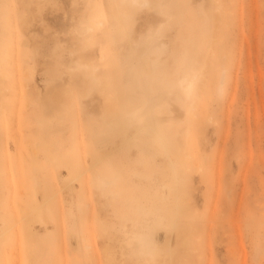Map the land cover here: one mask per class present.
I'll list each match as a JSON object with an SVG mask.
<instances>
[{
    "label": "rangeland",
    "instance_id": "1",
    "mask_svg": "<svg viewBox=\"0 0 264 264\" xmlns=\"http://www.w3.org/2000/svg\"><path fill=\"white\" fill-rule=\"evenodd\" d=\"M153 1L131 8L126 34L111 0H58V7L0 0L7 34L0 31V47L9 50L0 69V229L7 230L0 264H165L169 246L171 264H264V0H162L171 20ZM87 15L88 44L73 33ZM194 33L206 34L197 65L208 63L211 45L216 52L191 114L173 84L190 60ZM79 57L96 67L110 102L117 100L114 111L104 88H89L90 68L78 69ZM63 99L72 100L71 112L58 111ZM113 114L127 123L106 135ZM155 129L173 145L170 159ZM100 157L97 171L110 183H92L91 170L82 187L69 183L79 162ZM173 164L187 179L186 216L173 234L161 231L154 260L133 234L160 218L159 194L173 186ZM52 189L58 245L43 239L56 230L49 216L46 225L27 220ZM173 204L171 193L167 208Z\"/></svg>",
    "mask_w": 264,
    "mask_h": 264
},
{
    "label": "bare ground",
    "instance_id": "2",
    "mask_svg": "<svg viewBox=\"0 0 264 264\" xmlns=\"http://www.w3.org/2000/svg\"><path fill=\"white\" fill-rule=\"evenodd\" d=\"M38 1H39V4H41V3H53V0H38ZM75 1L76 0H73V3H75ZM161 1L162 0H155L153 2H157L159 4L158 6L163 11V13L168 17L169 20H171L173 18V16L175 15V13L170 11V7L163 6V4L161 5L160 4ZM216 1H218V0H216ZM220 1H223V0H220ZM111 2H112V7H113V15L117 19L119 26L124 30V32L126 34H127V24L130 20V14L132 12L131 11L132 7L135 9L141 8V10L143 7H145V8L151 7V6L154 7L153 3L151 4V0H111ZM219 5H222V4L220 3ZM151 9H154V8H151ZM241 13H242V11H241ZM74 30L75 31L73 33L77 32V33H79V35H83V37H84L83 39L85 40L84 42H87V44L89 42H91V40L93 38V34H94V28H93L91 19L88 17V15L81 20L79 26L77 28H74ZM0 31H1L3 37L7 36V34L4 30H0ZM160 31L161 30L158 31V36H161ZM204 34L205 33H202V34L194 33L193 34V38H192L193 49H192V54L190 55V60L186 64V67L183 68L180 73H177L179 78L173 84V85H178L182 88V92L184 93L186 99L189 100V112L191 114H193L194 109L197 107V104L203 98L202 94L206 93L207 84H205L206 81H203V78L207 77V76L204 77V74H207V72L209 73L208 69H209L210 64H208V63H211L210 61H212V60L209 61V59H212V58H210V55L213 57V55H214L213 53L216 52L214 49L215 47L213 48V46L211 45L210 50L213 49L214 52L212 51V53H210L211 51L209 50V56H208L209 58H207L208 63L207 64L205 63V65H204V63L197 65V63L201 59L200 58V53H201L200 44L201 43H200L199 37L202 38V35H204ZM204 36H206V34ZM213 38L216 39V37H213ZM213 41H214V39H213ZM211 43H213V42H211ZM23 44L26 45L27 43L24 42ZM213 45H214V43H213ZM8 52H9L8 48L0 47V69H1V64L4 60L2 55L4 53H8ZM79 58L81 59V57H79ZM81 61H83V60L81 59ZM81 61H79V62H81ZM205 61H207V60H205ZM77 65L80 67V68L77 67L78 69H81V68L89 69L90 68L89 69L90 72L89 73L87 72L88 76L86 75V77H88V79L90 81V82L87 81V83H89L90 86L85 82L89 86V88H93L96 86V87L104 88L105 89L104 92H106V88L102 87L103 83H102V78H100L101 75L99 73H97V69L94 65H91V67H90V65L87 64L86 62L84 63V61L81 63H78ZM206 65L208 68L207 71H205ZM106 93H107V96H109L110 93L109 92H106ZM64 95L66 96V94H64ZM64 99L62 100L63 103L61 102L62 104H60L58 106V108H59L58 111L61 112L62 110H68L71 112L72 111V106H71L72 100L70 99L69 102L66 104ZM66 99L68 100V98H66ZM107 99H108L107 102H109L107 105L109 110L114 111L116 109L115 104H116L117 100H116V102L113 103L110 101H115V100L114 99L111 100L112 99L111 96L105 97V100H107ZM54 100L57 101L55 99V97H54ZM135 116H136L135 112H133L132 117L134 118ZM111 118L112 119L109 122L110 131L107 132L106 135H111L112 129H114L118 123H120L124 126L127 123V120L123 119L119 115L113 114V116H111ZM62 119H63V116L60 115L59 121H62ZM44 124H45V121L42 124V126ZM155 132L157 134L156 142L159 144L161 153L163 155H165L168 159H170L172 151L174 150L173 145L171 144L169 139L166 137V135L164 134L162 129H155ZM106 135H104V138L107 140V142H109ZM75 141H76V139H75ZM98 144H99L98 141L93 142V146H95L96 148L99 147ZM42 145H43V148H46L45 139L42 140L41 146ZM113 150L114 149H112V151ZM59 151L65 152V151H67V149L63 150V149L59 148ZM86 153H87L86 149L85 150L82 149V154L85 155V157H86ZM101 158L102 157H100L98 159H93L92 162L88 166H85L79 162V167L75 170V172L73 174L70 173V176L67 178V180H69V183L72 180H76V181H79L80 186L82 187L83 183H84L83 182L84 181V175L88 172V170H91L93 172L92 183L98 184V185L110 183V181L106 177H102L100 175V173L97 171ZM104 163H105V161H104ZM171 179H172L173 186L166 185V187L163 188L159 194V199L163 203V207L161 209L162 212L160 213V215H161L160 218L153 221V223L146 221L145 223H143L140 230H138L136 233L133 232L134 233L133 238H135L137 241L140 242L141 246L146 250L147 253H149L151 255V257L154 260L161 254V251H159V248H158V246L161 244V242H159L160 241L159 238L161 236V231H165L166 233L169 232V233L173 234L175 232L174 230H177V228L181 222L180 216L181 217L186 216V213L184 212V203H185L184 188H185V183H186L187 179H186L185 175L183 174L182 170L180 169V167L176 164L172 165ZM1 192H2V189L0 186V194H1ZM171 193L174 197V204H173V209L169 210L167 208V201L169 199V196H171ZM56 194H57V189L49 190L48 196L45 200V204L43 206L37 205L35 207V209L28 211L29 216H27L28 217L27 220L29 221V219L35 218L39 222V224L46 225L47 222H46L45 218L49 216L55 222L56 230H54V231L47 230V233L43 237V239H45L47 242L57 243V245H58V235H59L58 231H59V228L62 224V221L60 219V216L58 215L57 210H55L52 207ZM156 211H158V209ZM143 212L144 213L146 212L145 213L146 215L149 214L146 209H144V211H141V213H143ZM134 220H136L137 223L139 222V220H137L136 218ZM182 220H183V218H182ZM89 224H90L89 228L94 230L92 223H89ZM98 227L100 228L102 233L107 231L101 225ZM6 233H7V230L5 228V224H3V227L0 229V237H4L6 235ZM73 238L75 239V241H77L76 236H73ZM85 247L87 250V254H91L92 244H90L86 239H85ZM171 256H172V248H171V246H169L165 252V258H164L165 264H168V263L171 264ZM0 262H1V259H0ZM58 263L64 264L66 262L60 258L58 260ZM70 264H77V263L75 261L71 260Z\"/></svg>",
    "mask_w": 264,
    "mask_h": 264
},
{
    "label": "snow or ice",
    "instance_id": "3",
    "mask_svg": "<svg viewBox=\"0 0 264 264\" xmlns=\"http://www.w3.org/2000/svg\"><path fill=\"white\" fill-rule=\"evenodd\" d=\"M50 6L58 7L59 6L58 0H53V3ZM74 7H75V5H74Z\"/></svg>",
    "mask_w": 264,
    "mask_h": 264
}]
</instances>
